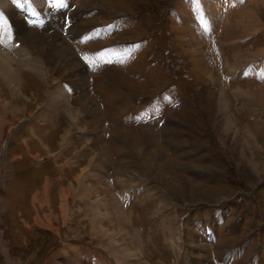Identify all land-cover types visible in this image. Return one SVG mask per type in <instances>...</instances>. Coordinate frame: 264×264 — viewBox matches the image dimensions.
<instances>
[{"label": "rangeland", "instance_id": "obj_1", "mask_svg": "<svg viewBox=\"0 0 264 264\" xmlns=\"http://www.w3.org/2000/svg\"><path fill=\"white\" fill-rule=\"evenodd\" d=\"M200 1L221 53L209 38L199 37L186 0H66L65 8L76 4L67 29L65 10L50 0L29 1L42 13L38 25L26 20L12 0H0L13 16L15 40L34 32L39 41L56 36L71 48V57L48 59L27 44L9 52L0 48L3 264H218L222 254L224 264H241L255 250L264 262V74L238 71L264 55V31L247 36L264 27V0L232 1L226 13L219 0ZM170 4L179 19L182 13L187 19L176 20ZM125 13L137 21L115 32L114 39L146 37L147 46L142 40L133 43L146 51L130 68L114 64L94 72L85 64L88 42L72 43L66 36ZM159 18L162 26L152 29ZM93 39V45L107 41ZM169 49L179 58L167 57ZM37 62L44 83L28 72ZM171 63L179 64L178 70ZM230 66L234 73L228 78ZM11 68L18 71L16 78L10 77ZM173 84L182 102L165 96V106L154 104L144 118L136 115L130 98L142 102L166 95ZM160 113L177 114L171 121L175 132L163 133L171 123L159 125ZM116 175L128 178V186L148 181L155 192L144 194L141 186L140 195L134 194L120 180L116 184ZM252 188L253 194H242ZM124 192L132 203L124 202ZM238 196L234 216L229 205ZM218 201L221 205H209L210 210L198 205ZM187 205L189 217L179 222ZM240 213L245 217L238 219L237 230L222 229ZM209 216L212 231L205 235L196 218ZM153 222L159 226L154 233ZM52 243L56 246L49 251ZM234 243L243 246L239 254L230 251Z\"/></svg>", "mask_w": 264, "mask_h": 264}, {"label": "bare ground", "instance_id": "obj_2", "mask_svg": "<svg viewBox=\"0 0 264 264\" xmlns=\"http://www.w3.org/2000/svg\"><path fill=\"white\" fill-rule=\"evenodd\" d=\"M25 34L22 35V37L20 38V41H21V44H27L28 46H31L32 48H35L36 50L39 51V53L41 54V56L43 58H50V57H54L56 54H60V55H66L65 57L67 56H71V53H70V47L66 46V44L64 45V43L62 42V40H60V42L58 41L59 39L55 38L56 36H53L51 37L50 39H46L44 41H39V38L38 36L34 33V32H24ZM30 49V48H29ZM74 56V55H73ZM1 59V58H0ZM9 59V56H7V60ZM4 61V60H3ZM2 63V61H1ZM41 64V61L39 62ZM37 63L33 64V65H30L31 68L30 70H28V72L30 73H33L34 76H37L38 79L41 81V82H45V78L43 77V70L42 69V66ZM10 65V64H9ZM1 66V65H0ZM38 68H40V70H38ZM13 69V68H11ZM9 70V72L11 73L10 77L11 78H16V74L18 71H15L13 69L12 70ZM8 70V69H7ZM1 71V69H0ZM6 72V71H5ZM1 73V72H0ZM3 73V72H2ZM8 73V75L10 74ZM2 75V74H1ZM18 76V75H17ZM36 77V78H37ZM10 78V79H11ZM8 79V78H6ZM9 79V80H10ZM18 79V78H17ZM5 80V79H4ZM128 141V140H127ZM130 145V144H129ZM133 151H139L137 150V148L133 147V145L129 146Z\"/></svg>", "mask_w": 264, "mask_h": 264}, {"label": "crops", "instance_id": "obj_3", "mask_svg": "<svg viewBox=\"0 0 264 264\" xmlns=\"http://www.w3.org/2000/svg\"><path fill=\"white\" fill-rule=\"evenodd\" d=\"M228 1H229L228 6H229V7H232V0H228ZM233 1H234V0H233ZM199 2H201V1L199 0ZM218 3L220 4L221 2L218 1ZM223 3H224V2H223ZM238 4H240V0H239ZM199 5H200V3H199ZM228 6H227V7H228ZM220 7H221V4H220ZM227 7H222V11H223V12L225 11L224 13L227 12V10H226ZM229 7H228V8H229ZM200 12H201V14H203V13H202V10H201V7H200ZM206 15H207V12H206ZM225 22H226V21H225ZM205 23H206V27L208 28V32H204L203 30L201 31L202 33H204L205 36H206V35L208 36L209 33L211 34V32H215V31H214V28L211 29V25H210L209 21H206V19H205ZM239 23H240V22H239ZM191 24H192L193 26H195V29H196V23H195L193 20H191ZM209 28H210V29H209ZM195 29H194V30H195ZM260 29H261V28H257V30H254V31L248 33V35H247V34H246V35H247L248 37H250L249 39H251V37H252L253 35L257 34L258 32L261 33L262 31H264V27H263L261 30H260ZM25 32H26V31H25ZM198 33H199V29H198ZM215 34H216V33H215ZM215 36H216V35H215ZM244 36H245V35H244ZM242 37H243V36H242ZM242 37H241V38H242ZM249 39H248V40H249ZM238 40H239V39H238ZM238 40H237V41H238ZM246 41H247V40H246ZM232 42H233V41H232ZM243 42H245V41H243ZM251 42H252V41H251ZM234 43H236V41H234ZM217 44H219V43H218V40H217ZM218 47L220 48V47H222V46L219 44ZM219 51H220V53H221V49H219ZM258 56H259V55H258ZM70 57H71V56H70ZM256 57H257V56H256ZM254 58H255V57H254ZM226 62H227V61H226ZM226 62H225V63H226ZM243 65H244V64H243ZM243 65H242V66H243ZM263 68H264V67H263ZM229 70H233V68L230 66V67H228V71H229ZM193 108H195V107H193ZM191 109H192V108H191ZM113 115H115V116L117 117L118 114L114 113ZM174 115H177V114H171V118L168 119V120H166V121L164 122V124H168V123L170 122L171 125H170L167 129L163 130V133H167L168 131H174V128L172 127V122H171V121H172V118H173ZM127 116H130V115H125V117H127ZM177 127H178V126H177ZM174 132H175V131H174ZM122 133L127 134V131H122V132H118V131H117V132H116V134H122ZM172 133H173V132H172ZM172 133H171V134H172ZM116 134H115V135H116ZM128 134H129V133H128ZM128 134H127V135H128ZM115 135L113 136L114 139H116V138H115ZM116 142L121 143V141H120L119 139H117ZM172 145H173V144H172ZM25 147H26V149H28V147H29L28 144H27V146H25ZM122 147H123V146H122ZM123 148H125V147H123ZM126 152H127V151H124V150H123V153H126ZM115 179L117 180V181H116V184H118V183H119V180H120V183H119L120 186H126V184H127V186H128L129 181H126V184H125V182H124L125 180H128V178H125L124 180H121V179L119 178V176L116 175V176H115ZM132 181H133V180H132ZM132 181L130 180V182H132ZM149 183H150V182L147 181V183H144L143 185H142V183H139V184H132V185H129V186H128V189L131 188V189H130L131 192H134V194H136L135 192L137 191V192H138V195H140V193H141V186H143V192H144V194L146 193L145 190L147 189V190H149V192H147V194L152 193V195H153L154 192H155V191H154L155 189L153 190L152 188H150V186H151L152 183H151V184H149ZM145 187H146V188H145ZM118 193H119V191H118ZM131 194H132V193H131ZM210 202H211V201H210ZM188 217H189V215H188ZM183 222H184V220H183ZM157 227H159V226H157V222H155V224H154L152 227L150 226V230L154 233V232L156 231ZM204 227H205V226H204ZM205 230H206V227H205ZM76 241L79 242V240H77V239H76ZM231 243H232V242H231ZM178 249H179V248H178ZM225 257H226V256H225ZM225 257H223V259H224Z\"/></svg>", "mask_w": 264, "mask_h": 264}, {"label": "snow or ice", "instance_id": "obj_4", "mask_svg": "<svg viewBox=\"0 0 264 264\" xmlns=\"http://www.w3.org/2000/svg\"><path fill=\"white\" fill-rule=\"evenodd\" d=\"M50 2H54V3H62L63 0H50Z\"/></svg>", "mask_w": 264, "mask_h": 264}]
</instances>
